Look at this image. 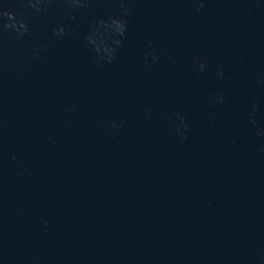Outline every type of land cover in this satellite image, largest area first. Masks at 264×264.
I'll return each instance as SVG.
<instances>
[{
    "label": "water",
    "instance_id": "95a60500",
    "mask_svg": "<svg viewBox=\"0 0 264 264\" xmlns=\"http://www.w3.org/2000/svg\"><path fill=\"white\" fill-rule=\"evenodd\" d=\"M40 7L0 0V264H264V0Z\"/></svg>",
    "mask_w": 264,
    "mask_h": 264
},
{
    "label": "clouds",
    "instance_id": "9594fccd",
    "mask_svg": "<svg viewBox=\"0 0 264 264\" xmlns=\"http://www.w3.org/2000/svg\"><path fill=\"white\" fill-rule=\"evenodd\" d=\"M28 2L33 9H36L37 11L41 10L40 6H41L43 0H28ZM70 3L74 6H78L81 3V0H70ZM201 7H203V5H201ZM0 16L7 17L8 20L12 21L11 23L4 24L3 27L6 30H10V31H13L16 33V36L13 38L14 40H18V39L22 38L29 31L27 25L24 24L23 22L17 21L16 17L13 14H11L7 11H0ZM54 32L59 37L67 35V33L64 31L63 28L54 30ZM53 143H55V141H53ZM20 175H23V173H20ZM18 214H22V213H18ZM42 224H43L42 230H44V231H46L48 229V227H50V224L47 220L42 221Z\"/></svg>",
    "mask_w": 264,
    "mask_h": 264
}]
</instances>
